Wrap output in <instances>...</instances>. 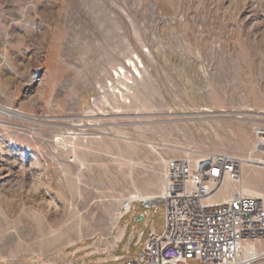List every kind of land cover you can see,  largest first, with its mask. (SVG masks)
Masks as SVG:
<instances>
[{"label": "rangeland", "instance_id": "374dc122", "mask_svg": "<svg viewBox=\"0 0 264 264\" xmlns=\"http://www.w3.org/2000/svg\"><path fill=\"white\" fill-rule=\"evenodd\" d=\"M260 131L264 0H0V264L82 260L124 199L163 193L169 159L246 156ZM132 211L127 240L165 233L164 204Z\"/></svg>", "mask_w": 264, "mask_h": 264}, {"label": "built area", "instance_id": "2783aa9c", "mask_svg": "<svg viewBox=\"0 0 264 264\" xmlns=\"http://www.w3.org/2000/svg\"><path fill=\"white\" fill-rule=\"evenodd\" d=\"M33 75L35 82L42 81ZM256 141L255 151L263 149L264 133H257ZM254 163L264 166L259 159ZM241 168V159L227 152L169 159L163 193L126 198L121 213L130 211L137 201L147 209L162 203L165 233L154 232L147 240L143 259H118L116 264H178L190 259L199 264H250L241 261V254L246 241H264V197L239 188L230 190L225 200L215 198L229 184L240 185Z\"/></svg>", "mask_w": 264, "mask_h": 264}, {"label": "crops", "instance_id": "0c3cea01", "mask_svg": "<svg viewBox=\"0 0 264 264\" xmlns=\"http://www.w3.org/2000/svg\"><path fill=\"white\" fill-rule=\"evenodd\" d=\"M135 203H133V205ZM138 203H140L143 209L145 210L151 209V208L150 209L145 208L143 206V203L141 202ZM155 204H160V203H155ZM133 205L130 211L120 214L119 220L116 222V224L113 227L112 235L109 234V236L106 237V239H99L94 241V243L92 244L81 246L80 250H77L78 252L76 253V255H80L78 258L83 257V259L77 262H75L74 260H69L64 264H69V262H73L74 264H90L88 262H91L92 260L87 261L88 259H95L94 263L96 264H107V262L110 261H114L117 263L118 259H123L125 250H128V248H131L132 246L138 247L139 245L143 244V250H144V245L147 241L145 242L143 241L142 239L143 234L136 236V233L132 232L129 239L127 240L128 235L125 233L128 228L129 221H132L134 217L137 216V212L132 211ZM142 217L143 215L137 216V221L139 219H142ZM125 241L126 244L121 247L123 252L119 254L118 253V250L120 249L119 245H122ZM84 248L86 249L90 248L91 250H89L86 254H82V250H84Z\"/></svg>", "mask_w": 264, "mask_h": 264}, {"label": "bare ground", "instance_id": "6f19581e", "mask_svg": "<svg viewBox=\"0 0 264 264\" xmlns=\"http://www.w3.org/2000/svg\"><path fill=\"white\" fill-rule=\"evenodd\" d=\"M138 70V69H137ZM116 72L117 73H119V75L120 76H122V75H124L123 73H125L126 72V66H123V65H120L119 66V69L118 70H116ZM124 92V91H123ZM9 108V107H8ZM10 109H12V108H10ZM14 110V109H13ZM18 110V109H17ZM17 110H15V111H17ZM252 110V108L251 109H249V111H251ZM206 111H211V109H207ZM241 117V116H240ZM258 133H264V132H258ZM256 144V143H255ZM87 147V146H86ZM254 147H255V145H254ZM254 147H252L251 148V150H249V152H248V154L246 155V156H244L243 154H241V155H238V157L241 159V163H242V165H243V170H245L244 171V176H243V178L245 179V180H250V172L244 167L245 165H247V166H253V162L255 161V160H257V159H263L262 161L264 162V158H261V157H259L258 155H256V154H254L255 152H258V151H255V149H254ZM259 152H262V153H264V148L263 149H260L259 150ZM71 158L72 157H70V160H71ZM75 160H77V157H76V155L75 156H73V161H75ZM79 161H81V162H83L84 164H87V161H86V159L85 158H81ZM264 167V166H263ZM264 177V176H263ZM255 182V181H254ZM263 182V181H262ZM164 187V186H163ZM247 187H248V189H243V185H242V180H241V183H240V185H236V184H229V186H226V187H224L223 189H224V191H223V194H222V196L219 198L220 200H225V199H227L229 196H230V190H239V188H241L242 190H245L246 191V193H248V194H251V195H258L259 197L261 196V195H263L262 194V192L259 190V189H254V190H252L251 189V187H250V185H247ZM220 192V191H219ZM218 192V193H219ZM217 193V194H218ZM217 194L215 195V198H216V196H217ZM151 196H156V194H154V193H151V194H149V195H142V194H140V193H137V195H133L132 197H135V198H137V197H151ZM219 196V195H218ZM131 198V197H130ZM123 205V204H122ZM78 211V210H77ZM79 212V211H78ZM77 213V212H76ZM246 244H245V246H244V251H243V253L245 252V251H250V253H251V255H256V254H258L257 252H255L256 250H257V247L259 246L257 243H252V242H249V241H246L245 242ZM243 253L241 254V261L242 262H247V263H250L251 261H253V260H255L256 258L254 257V258H252L253 256H249V257H247L246 255L245 256H242L243 255ZM258 257V256H257ZM249 261V262H248Z\"/></svg>", "mask_w": 264, "mask_h": 264}]
</instances>
